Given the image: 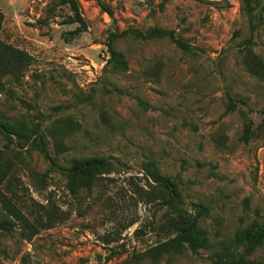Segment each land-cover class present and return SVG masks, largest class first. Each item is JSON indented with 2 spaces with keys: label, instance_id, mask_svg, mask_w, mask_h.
<instances>
[{
  "label": "rangeland",
  "instance_id": "obj_1",
  "mask_svg": "<svg viewBox=\"0 0 264 264\" xmlns=\"http://www.w3.org/2000/svg\"><path fill=\"white\" fill-rule=\"evenodd\" d=\"M78 2L74 35L57 0H0L1 39L33 56L0 89L14 128L0 132V264H214L237 232L264 230V0L251 12L247 0ZM154 27L191 49L134 33ZM110 43L126 71L108 64ZM91 157L111 170L90 183L65 171ZM151 161L180 201L143 173ZM196 217L211 247L147 253ZM248 258L264 261V245Z\"/></svg>",
  "mask_w": 264,
  "mask_h": 264
},
{
  "label": "trees",
  "instance_id": "obj_2",
  "mask_svg": "<svg viewBox=\"0 0 264 264\" xmlns=\"http://www.w3.org/2000/svg\"><path fill=\"white\" fill-rule=\"evenodd\" d=\"M58 5H66L71 11V15L64 19V24L79 23L80 26L75 30L71 31L72 34H77L84 29L85 23L80 12V5L78 0H57ZM102 9L107 12L110 16L113 12L110 8L100 2ZM248 11L251 12L250 2L247 0ZM5 19V15L0 11V33L2 25ZM255 29V25L251 26V37L248 43H252V33ZM123 34L127 33L125 30ZM134 33L138 37L142 38H159L168 36L174 40L184 50L189 51L191 47L177 39L175 37L174 30L154 27L148 32L143 33L139 30H134ZM109 53L111 54L108 59V64L116 70L126 71L128 69V62L124 58V55L117 51L110 43L108 45ZM33 62V56L23 48L16 46L12 43L6 42L0 37V89L5 88V79L10 78L14 81H19L25 75L26 70L30 67ZM235 99L230 98L229 106L233 107ZM0 132H3L7 136L14 134L13 126L6 121L0 119ZM61 131L53 132L55 138V145L57 149L63 150L64 143L62 142ZM252 133V121L244 127L243 140L248 141ZM38 134V129L34 128L31 130L30 136ZM39 142L40 147H43V139L40 134L36 138ZM43 149V148H42ZM53 164L55 163L52 159ZM113 163L108 158L91 157L88 159L74 158L72 164L65 171L72 176L74 179L82 177L87 178L90 183L98 175L111 170ZM143 173L150 178L152 181L157 183L162 189L167 191L166 204L180 201V193L177 185L168 176L162 175L159 171L158 166L155 162H147L144 166ZM203 213V210H199V216ZM199 217L194 220L183 229V231L176 237L171 238L159 245L151 248L147 253L151 254L154 258L159 257L162 253H180L184 251L185 246L190 248L194 252L202 247L209 248L211 244L205 238L200 236L199 230ZM6 227V226H5ZM264 245V230H242L237 232L235 237L231 240L230 244L222 246L221 250L216 253L217 260L214 264H264L262 260L248 258L252 255L255 250ZM136 264H140L137 262Z\"/></svg>",
  "mask_w": 264,
  "mask_h": 264
}]
</instances>
